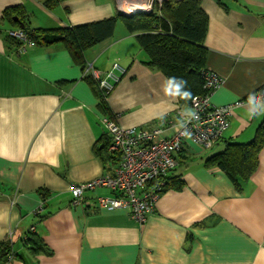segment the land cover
I'll list each match as a JSON object with an SVG mask.
<instances>
[{"label": "crops", "instance_id": "1", "mask_svg": "<svg viewBox=\"0 0 264 264\" xmlns=\"http://www.w3.org/2000/svg\"><path fill=\"white\" fill-rule=\"evenodd\" d=\"M223 2L228 10L215 0L201 2L208 16L205 66L223 78L210 96L214 105L264 86V0ZM18 5L31 29L74 26L117 11L114 0H60L53 10L40 0H0V241L11 238L18 255L5 264H264V146L242 192L219 168L203 166L226 141H250L264 113L249 110L264 106L234 108L209 153L187 144L181 153L188 162L168 172L179 174L183 187L163 191L142 224L123 209L98 208L94 197L109 194L105 188L86 191L83 204L72 205L73 185L111 171L93 150L106 131L104 114L84 71L58 41L19 51L6 38L14 28L2 11ZM135 36L117 23L110 38L85 52L86 63L101 73L114 63L125 69L107 98L120 126L155 125L167 115L162 135L169 136L176 108L188 105L178 106L166 77L142 63L146 54ZM31 227L49 252L34 253L22 240Z\"/></svg>", "mask_w": 264, "mask_h": 264}, {"label": "trees", "instance_id": "2", "mask_svg": "<svg viewBox=\"0 0 264 264\" xmlns=\"http://www.w3.org/2000/svg\"><path fill=\"white\" fill-rule=\"evenodd\" d=\"M40 1L50 10L60 3V0ZM215 1L224 10H228L223 0ZM201 2L202 0H169L148 13L125 16L116 12L108 18L57 28L31 29L22 5L5 8L2 18L16 29L19 24L14 17H17L24 25L21 29L35 44L45 45L53 36L61 35L58 42L83 71L87 66L85 52L110 38L114 34L116 24L121 23L128 33L136 35L139 46L145 52L146 59L142 63L151 70L160 71L166 77L175 89L177 105L183 106L189 105L192 96L205 92L202 73L209 70L205 66L207 49L204 46L208 16L202 9ZM6 38L16 44L20 42L8 35ZM84 79L94 91L102 114L108 118L116 116L108 104V95L99 88L98 81L91 75H85ZM184 93L188 95L184 96ZM108 145L109 137L104 131L93 147L106 171L117 164V158L109 153ZM263 146L264 120L258 125L250 141H226L222 150L203 159V166L219 168L227 175L235 189L242 192L258 166V154ZM181 152L176 155L178 166H184L189 160V157ZM160 180L163 182L162 192L168 189L180 190L184 185L179 174H167ZM39 193L43 198L47 195L45 189H39ZM22 240L34 253L49 252L42 238L31 229ZM17 256L11 238L0 241V264H5Z\"/></svg>", "mask_w": 264, "mask_h": 264}, {"label": "built area", "instance_id": "3", "mask_svg": "<svg viewBox=\"0 0 264 264\" xmlns=\"http://www.w3.org/2000/svg\"><path fill=\"white\" fill-rule=\"evenodd\" d=\"M165 1L169 0H114V3L118 13L127 16L130 13L127 9H131L133 14L148 13ZM8 36L20 41L19 51L35 44L20 28L9 30ZM124 71L116 63L104 73L87 64L84 75H91L105 95H109ZM202 75L205 92L192 96L187 110L176 108L175 121L170 122L175 123L176 130L169 136L162 135L165 127L162 124L167 125L170 120L167 115L157 120L155 125L129 127L120 126L114 118L102 116L100 120L109 137L108 151L117 158V164L107 173L73 185L71 204H83L86 191L105 188L109 194L94 197L98 208L107 211L123 209L131 219L142 224L162 193L163 182L160 179L178 166V152L187 144L210 148L229 127L234 108L249 104L250 97L252 104L264 106V86L230 104L214 105L210 96L221 87L223 78L210 69ZM189 113H194V116Z\"/></svg>", "mask_w": 264, "mask_h": 264}, {"label": "clouds", "instance_id": "4", "mask_svg": "<svg viewBox=\"0 0 264 264\" xmlns=\"http://www.w3.org/2000/svg\"><path fill=\"white\" fill-rule=\"evenodd\" d=\"M117 12H118V11H117ZM143 14H144V13H143ZM177 90H179V89H177ZM183 95H184V96H187L188 93H184ZM251 99H252V97L249 98V103H251ZM249 111H250V114L259 115V114H261V113H264V107H261L260 111H256V110H255V106H253V108L250 109ZM189 115H190V116H194V113H189Z\"/></svg>", "mask_w": 264, "mask_h": 264}, {"label": "water", "instance_id": "5", "mask_svg": "<svg viewBox=\"0 0 264 264\" xmlns=\"http://www.w3.org/2000/svg\"><path fill=\"white\" fill-rule=\"evenodd\" d=\"M14 20L18 22L20 28L24 27V25L18 20L17 17H14ZM61 37H62L61 35H55V36H53L52 40L47 41V42L58 41L61 39Z\"/></svg>", "mask_w": 264, "mask_h": 264}, {"label": "bare ground", "instance_id": "6", "mask_svg": "<svg viewBox=\"0 0 264 264\" xmlns=\"http://www.w3.org/2000/svg\"><path fill=\"white\" fill-rule=\"evenodd\" d=\"M130 13L127 15V16H131V15H133V13H131V9H127ZM20 28V27H19ZM21 29V28H20ZM14 38V37H13ZM15 39H17V38H15ZM18 40V39H17ZM29 40H31V41H33L32 39H29ZM19 45H20V42H19V44H17V46L19 47Z\"/></svg>", "mask_w": 264, "mask_h": 264}, {"label": "rangeland", "instance_id": "7", "mask_svg": "<svg viewBox=\"0 0 264 264\" xmlns=\"http://www.w3.org/2000/svg\"><path fill=\"white\" fill-rule=\"evenodd\" d=\"M174 1V0H173ZM158 7V6H157ZM115 10H116V8H115ZM117 12V11H116ZM116 13H114V15H115ZM204 151H206V153H209V152H211V150H210V148H207V149H203ZM203 155V154H202Z\"/></svg>", "mask_w": 264, "mask_h": 264}]
</instances>
